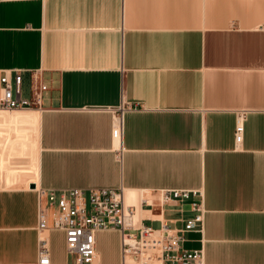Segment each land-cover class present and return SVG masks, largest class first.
Returning <instances> with one entry per match:
<instances>
[{
	"label": "crops",
	"instance_id": "1",
	"mask_svg": "<svg viewBox=\"0 0 264 264\" xmlns=\"http://www.w3.org/2000/svg\"><path fill=\"white\" fill-rule=\"evenodd\" d=\"M262 25L264 0H0V78L23 71L29 95L43 70L50 87L41 110H0V264L37 262L38 191L71 188L123 190L155 229L194 215L189 202L161 212L159 191L202 190L205 232L184 249L264 264ZM48 236L51 264H67L53 254L65 233ZM97 253L138 264L116 231L97 233Z\"/></svg>",
	"mask_w": 264,
	"mask_h": 264
},
{
	"label": "built area",
	"instance_id": "2",
	"mask_svg": "<svg viewBox=\"0 0 264 264\" xmlns=\"http://www.w3.org/2000/svg\"><path fill=\"white\" fill-rule=\"evenodd\" d=\"M258 30L264 32V25ZM43 70L31 72L29 95L25 93L24 73L5 70L0 78V110H41L45 94L50 90ZM125 106L115 116L119 134ZM245 113L237 117L235 138L242 139ZM161 212L171 202H189L194 213L190 219H161L158 229L136 224L137 208L126 204L124 191L105 188L40 189L38 191V258L35 264H51L50 230L66 235V250L75 257L74 264H96L97 233L119 232L124 257L138 264H205L203 250L189 251L183 244L188 233H204L207 209L202 190L167 189L159 191ZM151 198L141 197V207L154 208ZM49 217L52 225H49Z\"/></svg>",
	"mask_w": 264,
	"mask_h": 264
},
{
	"label": "rangeland",
	"instance_id": "3",
	"mask_svg": "<svg viewBox=\"0 0 264 264\" xmlns=\"http://www.w3.org/2000/svg\"><path fill=\"white\" fill-rule=\"evenodd\" d=\"M64 240L61 237H55L53 238V254L54 256L58 257L62 261L66 262L67 264H74L75 263V257L69 256L64 252Z\"/></svg>",
	"mask_w": 264,
	"mask_h": 264
},
{
	"label": "bare ground",
	"instance_id": "4",
	"mask_svg": "<svg viewBox=\"0 0 264 264\" xmlns=\"http://www.w3.org/2000/svg\"><path fill=\"white\" fill-rule=\"evenodd\" d=\"M129 264H134L133 261H130Z\"/></svg>",
	"mask_w": 264,
	"mask_h": 264
}]
</instances>
